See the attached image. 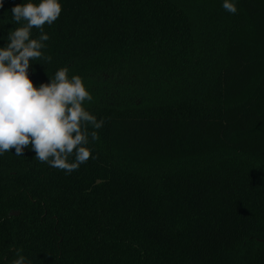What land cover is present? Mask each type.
Returning a JSON list of instances; mask_svg holds the SVG:
<instances>
[{
    "label": "trees",
    "instance_id": "trees-1",
    "mask_svg": "<svg viewBox=\"0 0 264 264\" xmlns=\"http://www.w3.org/2000/svg\"><path fill=\"white\" fill-rule=\"evenodd\" d=\"M223 2L60 0L29 77L67 67L104 124L71 174L0 155V264H264V0Z\"/></svg>",
    "mask_w": 264,
    "mask_h": 264
},
{
    "label": "clouds",
    "instance_id": "clouds-1",
    "mask_svg": "<svg viewBox=\"0 0 264 264\" xmlns=\"http://www.w3.org/2000/svg\"><path fill=\"white\" fill-rule=\"evenodd\" d=\"M222 7L231 14L237 12L232 0H224ZM11 12L15 23H24L11 30L7 45L0 47V155L13 149L22 155L31 147L41 163L71 174L92 158L89 138L92 142L99 139L96 130L104 120L86 110L84 103H92L93 96L79 75L69 77L67 67L59 68L50 83L39 87L28 74L31 61L52 59L42 52L50 39L44 25L60 17L62 5L60 0L38 4L28 0ZM33 28L39 30L36 38H32ZM21 251L16 250L18 258L12 264H31Z\"/></svg>",
    "mask_w": 264,
    "mask_h": 264
},
{
    "label": "rangeland",
    "instance_id": "rangeland-1",
    "mask_svg": "<svg viewBox=\"0 0 264 264\" xmlns=\"http://www.w3.org/2000/svg\"><path fill=\"white\" fill-rule=\"evenodd\" d=\"M238 255L240 254H234L232 256H228L227 258H225L223 261V264H229L230 262L233 263L234 261H236L237 259H241V257H239ZM233 259V261H232Z\"/></svg>",
    "mask_w": 264,
    "mask_h": 264
},
{
    "label": "water",
    "instance_id": "water-1",
    "mask_svg": "<svg viewBox=\"0 0 264 264\" xmlns=\"http://www.w3.org/2000/svg\"><path fill=\"white\" fill-rule=\"evenodd\" d=\"M11 216H13V217H15V216H19V213L11 214Z\"/></svg>",
    "mask_w": 264,
    "mask_h": 264
}]
</instances>
